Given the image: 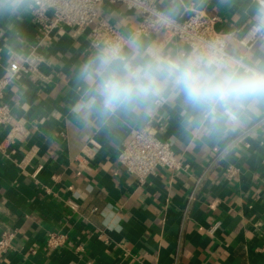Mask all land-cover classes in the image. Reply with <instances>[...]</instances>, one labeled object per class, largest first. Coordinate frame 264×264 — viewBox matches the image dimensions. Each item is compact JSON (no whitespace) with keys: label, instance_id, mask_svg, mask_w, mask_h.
<instances>
[{"label":"crops","instance_id":"crops-1","mask_svg":"<svg viewBox=\"0 0 264 264\" xmlns=\"http://www.w3.org/2000/svg\"><path fill=\"white\" fill-rule=\"evenodd\" d=\"M158 4L175 17L193 9L218 15L216 28L226 33L253 21L264 26V7L254 0ZM98 10L134 34L135 11ZM35 34L30 7L0 16V77L29 53ZM137 37L165 55L188 56L189 47L167 33ZM227 47L253 57L264 39L247 53L233 37ZM94 51L86 33L56 31L40 48L36 72L19 75L6 91L13 119L0 126V236L16 235L0 264H264V106L238 109V122L227 128L221 117L210 132L201 114L166 92L147 110L86 123L72 107L82 90L76 74ZM149 119L181 168H160L141 182L117 156ZM52 231L67 233L65 246H46Z\"/></svg>","mask_w":264,"mask_h":264},{"label":"clouds","instance_id":"clouds-1","mask_svg":"<svg viewBox=\"0 0 264 264\" xmlns=\"http://www.w3.org/2000/svg\"><path fill=\"white\" fill-rule=\"evenodd\" d=\"M29 7V0H0V16ZM76 80L82 90L72 112L86 123L95 117L103 125L120 113L147 110L153 98L168 92L201 114L214 132L219 118L227 128L238 122V109L264 106V51L241 58L207 41L192 55L172 57L130 34L123 43L117 38L96 45Z\"/></svg>","mask_w":264,"mask_h":264},{"label":"built area","instance_id":"built-area-1","mask_svg":"<svg viewBox=\"0 0 264 264\" xmlns=\"http://www.w3.org/2000/svg\"><path fill=\"white\" fill-rule=\"evenodd\" d=\"M254 1L264 7V0ZM30 4L32 23L36 29L35 43L27 55L13 60L0 77V126L8 125L13 119L11 106L6 100L7 89L19 75L36 72L43 60L40 48L56 31L69 27L77 33H86L87 41L93 49L102 42L117 38L124 42L127 36L107 15L98 10L102 5H123L135 11L138 15L135 35L149 37L167 33L189 47L188 56L195 53L204 42L214 41L223 45L229 54L247 58L245 54H235L228 50L229 38L233 37L246 49V53L256 41L264 39V26L260 22L253 21L242 32L226 33L216 28L220 21L218 15L193 9L191 13L175 17L164 12L158 0H30ZM152 120L149 119L135 130L133 137L122 145L117 156L119 164L141 182L160 168L171 171L181 168V160L171 142L157 135ZM70 206L75 208L73 204ZM15 235L11 230L2 233L0 254L11 248ZM67 239L66 232L52 231L47 234L46 246L59 249L65 246Z\"/></svg>","mask_w":264,"mask_h":264}]
</instances>
